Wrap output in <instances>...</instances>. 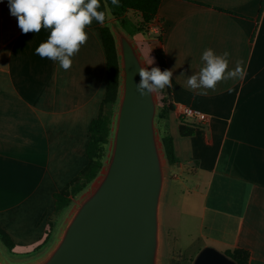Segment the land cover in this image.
Instances as JSON below:
<instances>
[{"label":"crops","instance_id":"obj_1","mask_svg":"<svg viewBox=\"0 0 264 264\" xmlns=\"http://www.w3.org/2000/svg\"><path fill=\"white\" fill-rule=\"evenodd\" d=\"M263 2L162 0L159 9L176 105L164 126L179 159L172 169L183 181L176 207L182 211L173 212L169 225L178 251L185 238L186 249L196 246L191 264L208 245L248 249L249 264H264ZM86 31L87 43L65 71L35 54L50 32L23 34L8 0H0V225L16 243L13 252L27 258L44 251L37 247L58 220L55 193L89 162L90 126L106 95L108 64L101 24ZM208 48L229 52L230 69L243 61L246 78L219 83L206 95L191 90L187 77L203 67ZM141 50L161 69L155 46ZM182 105L206 112L208 120L184 116ZM181 117L200 129L182 135Z\"/></svg>","mask_w":264,"mask_h":264},{"label":"water","instance_id":"obj_2","mask_svg":"<svg viewBox=\"0 0 264 264\" xmlns=\"http://www.w3.org/2000/svg\"><path fill=\"white\" fill-rule=\"evenodd\" d=\"M121 56V89L105 163L68 210L52 243L40 254L0 264H167L164 209L171 165L158 124V92L136 88L141 66L151 70L136 38L110 21ZM194 264H239L205 246Z\"/></svg>","mask_w":264,"mask_h":264},{"label":"trees","instance_id":"obj_3","mask_svg":"<svg viewBox=\"0 0 264 264\" xmlns=\"http://www.w3.org/2000/svg\"><path fill=\"white\" fill-rule=\"evenodd\" d=\"M105 2H107L108 7L107 9H104L103 7L101 8V10L106 11V21L101 25V34L107 55L108 84L100 113L92 120L90 126V139L87 148L89 162L69 185L55 193V212L58 217L59 215L61 217L56 221L52 220L50 222L46 239L39 247H37L38 253L45 250V248L51 244L60 222L66 216L74 199L86 190L99 175L108 155L112 137L114 114L120 97L122 78L121 56L118 49L117 38L110 21L113 17L117 18L122 26L136 37L139 32L144 31V29L151 23L158 21L157 17L162 0H120V7L112 6L110 0H101L102 4ZM130 11L136 12L137 15L142 18L134 20L128 16ZM159 39L160 43L155 46V54L161 69L168 70L167 55L162 46V34ZM161 92L163 93V96L160 102L158 124L167 158L173 168L179 159L176 155L174 136L168 127L164 126V123L171 118V113L175 110L176 105L171 97V88H165L164 90H161ZM180 119V132L182 135H193L200 129L199 124L188 121L184 117H181ZM0 239L8 248V251L12 252L16 243L10 233L1 225ZM226 253L234 258L239 264H249L251 253L248 249L236 247L232 250L226 251Z\"/></svg>","mask_w":264,"mask_h":264},{"label":"clouds","instance_id":"obj_4","mask_svg":"<svg viewBox=\"0 0 264 264\" xmlns=\"http://www.w3.org/2000/svg\"><path fill=\"white\" fill-rule=\"evenodd\" d=\"M111 5L120 7V0H110ZM10 14L17 18L23 34H39L42 29L50 32L47 40L36 49L41 59H50L65 71L70 70L76 56L88 39L86 29L95 21L103 25L106 21L107 2L101 0H8ZM230 53L217 54L208 48L202 54L203 67L198 73L187 77V86L199 94L215 91L217 85L227 80H243L247 72L243 61L238 60L233 69L229 68ZM154 63L152 62L150 65ZM140 81L137 91L142 96L155 94L172 87V70L159 67L141 66L138 71Z\"/></svg>","mask_w":264,"mask_h":264},{"label":"rangeland","instance_id":"obj_5","mask_svg":"<svg viewBox=\"0 0 264 264\" xmlns=\"http://www.w3.org/2000/svg\"><path fill=\"white\" fill-rule=\"evenodd\" d=\"M128 16L133 18L134 20H138L142 18L139 15H137V13L134 11H130L128 13ZM114 19H117V18L113 17L111 20H114ZM161 34L164 35V28H163V25L158 20L157 22L151 23L149 26H147L144 29V31L139 32L136 36L139 37V39L141 40L139 41V43L145 52L146 48L149 45L156 46L157 44L160 43L159 38ZM158 95H159V99L161 102L163 93L159 91ZM174 173H176V171L172 169L171 167V177L172 178H171L170 186L168 190V198H167L166 206L164 209V218H165V223H166L165 224L166 245H167V248H166V261L167 262L166 263L167 264H191V257H192L191 254L196 252L195 251L196 246H190L189 248L186 249L187 238H185V242L179 245V247H183L184 251H178L177 243L175 242V236H174L175 233L173 231V227L169 225V221L170 220L172 221V218H174L175 216L173 215V212L175 210L177 211V209L179 212L182 211V208L180 209V207L179 208H176V207L181 206L182 200L180 199L181 198L180 194H181V187H182L183 181L175 177ZM60 217L61 216L59 215L58 219H60ZM178 222H179V219H178ZM184 222L185 223L187 222L186 219ZM0 249L4 251L5 253L9 254L11 258L14 257L19 260L27 258L26 256L28 253H20V252H13V251L9 252L8 248L2 243L1 239H0Z\"/></svg>","mask_w":264,"mask_h":264},{"label":"built area","instance_id":"obj_6","mask_svg":"<svg viewBox=\"0 0 264 264\" xmlns=\"http://www.w3.org/2000/svg\"><path fill=\"white\" fill-rule=\"evenodd\" d=\"M181 114H183L186 117H190V118H195L201 121H207L208 120V115L206 112L198 109V108H194L191 107L189 105H182L181 108ZM175 177H178L177 173H174Z\"/></svg>","mask_w":264,"mask_h":264}]
</instances>
